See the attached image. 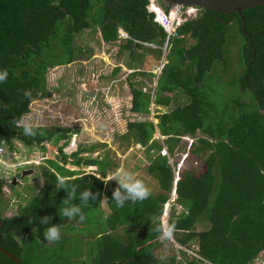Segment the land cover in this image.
I'll return each instance as SVG.
<instances>
[{
    "label": "trees",
    "instance_id": "obj_1",
    "mask_svg": "<svg viewBox=\"0 0 264 264\" xmlns=\"http://www.w3.org/2000/svg\"><path fill=\"white\" fill-rule=\"evenodd\" d=\"M149 4V0H0V71L8 73L0 82V147L13 153L20 143L29 153L36 149L47 152V144L53 141L57 146L62 136L71 132L35 126L36 135L25 136L23 126L17 125L31 113L32 103L52 97L49 71L74 63L84 53L75 47L78 35L100 30L104 42L113 44L120 40L123 29L130 36L124 49L133 62L140 65L136 56L142 57V50L163 58L169 34L155 21ZM165 10L170 18H176L175 6ZM163 16L172 28L173 22L164 12ZM239 37L243 43L238 68L242 71L235 73L232 86L239 87L240 99L234 97L232 104L216 107L215 87L222 74L230 72ZM187 39L193 42L190 46ZM169 47L168 62L154 95L152 90L146 92L131 84L132 112L149 116L152 104L170 108L173 96L179 93L188 104L158 115L157 125L148 119L130 122L127 137L146 148L151 162L147 173L158 181L162 192L151 191L142 202L128 201L118 207L105 180L68 168L95 167L105 179L109 178L108 164L84 157L85 150L69 156L59 148L58 158L45 160L41 168L45 185L40 192L16 217L3 220L0 264L51 263V251L61 246L45 240L44 229L50 225L41 224L43 217L51 224H60V230L72 228L92 240L81 236L74 250L83 246L87 254L81 249L72 258L76 262L67 257V264H176V255L168 258L157 254L165 244L160 243L157 227L163 225L176 178L170 159L161 152L166 146L174 157L182 137L196 138L198 133L202 137L196 138L191 155L204 160L205 170L200 175L183 172L178 183V203L186 210L175 214L170 224L175 225L179 243L195 244L199 255L214 264H253L264 253V6L246 10L243 16L202 10L201 16L177 30ZM135 73L156 77L149 72ZM246 97L249 103L244 101ZM157 131L167 138L164 144L155 140ZM60 179L76 186L77 196L84 189L95 195L86 204L79 198L72 201L81 206L83 221L60 214L67 206L63 203L67 191L60 189ZM9 183L0 177V195ZM151 217H157L158 224H152ZM199 225L208 228L199 231ZM62 239L68 247L74 242L68 236ZM190 264H199V260Z\"/></svg>",
    "mask_w": 264,
    "mask_h": 264
},
{
    "label": "rangeland",
    "instance_id": "obj_2",
    "mask_svg": "<svg viewBox=\"0 0 264 264\" xmlns=\"http://www.w3.org/2000/svg\"><path fill=\"white\" fill-rule=\"evenodd\" d=\"M159 2L165 9L162 0H159ZM177 28L175 25L172 32H175ZM120 42L108 44L104 42L100 30L86 31L75 43L83 49L84 53L78 55L74 63L56 67L49 71L47 80L48 88L53 94L52 97L32 103V111L23 119L21 125L43 126L49 129L71 130V132L64 134L65 136H62L63 139L57 146L53 141L47 144V152L36 149L33 153H29L23 145L16 143L18 154L16 155L14 151L13 153H8V156L2 157L6 163L1 166L0 177L1 180L10 182L0 195V210L4 220L16 217L20 208L26 207L30 200L35 197V191L37 190L38 192L43 187L41 169L44 166L43 160H56L60 154L59 148H64L65 153L69 156H72L78 150H85L84 157L100 159L106 162L109 170V178L106 183L107 191H115L119 187L118 181L115 179L111 180V178L118 169L123 168L131 171L136 179L142 180L154 194L162 192L158 181L147 173L146 169L151 162L148 159L146 148L135 144L127 138L129 135L128 126L130 122L145 119L157 125L159 124L156 119L158 115L171 111L178 106L188 104V99L179 93L173 96L174 103L170 108L156 107L152 104L151 115L149 116L133 113L131 84L134 83L139 88L143 87L146 92L152 90L154 95L159 79L157 74L161 71L163 65L168 62L167 55L170 47L167 52H164V57L161 59H158L155 54L146 53L144 50L140 51L142 57L136 56L141 63V69L138 72L153 73L156 75L153 78L143 75V73H135L136 71L125 69L123 63L127 60L125 58L126 49H124L126 41ZM186 42L188 46L193 43L190 39H187ZM242 43V38L239 37L233 49V65L230 72L227 75L222 74L223 79L215 87V91L218 93L215 94L216 107L223 108L226 102L232 104L235 100L234 97H239L240 89L239 87H233L232 83L234 82L235 73L242 71V69L238 68ZM118 68L121 70L116 72ZM244 101L249 103L251 100L246 97ZM160 135L161 133L157 131L155 140H159L164 144V139ZM200 137H202V134L198 133L196 138ZM189 144L190 142L184 139L176 149V154L171 157L175 164L178 162L183 164L185 160L183 154L189 152ZM24 159L34 160L32 163H35V165L27 168L20 167L23 164L18 163L23 162ZM180 167L178 169L181 175L186 171L200 175L205 170L204 160H199L193 155L183 165L182 169ZM68 168L73 171L85 172L87 175L98 173V168L77 169L71 165ZM19 173H27L29 175L20 180L16 176ZM99 177L103 178L102 175ZM103 207L106 213H109L107 202H104ZM185 210L183 207L179 213ZM173 214L174 212L171 213V216ZM207 228L208 225H199L198 230L203 231ZM60 232L61 239L56 242L61 247L51 251L52 260L50 264H67V257L72 259L79 255L81 249H83L84 253L87 250L86 247L82 248L83 246H78L74 250V245L82 239L81 236L88 241L84 232H75L72 228L64 231L60 230ZM122 234L127 236L123 230ZM64 236L74 240L73 244H70L71 247H68L64 239H62ZM163 242L164 239L161 238L160 243L162 244ZM89 246L91 249L92 245ZM161 252H164L168 258L175 255L174 247L167 242L158 250V256ZM182 253L181 251L180 254ZM83 258L86 259L87 255ZM261 260L262 258L260 257L255 264H264ZM72 261L76 262V258L72 259Z\"/></svg>",
    "mask_w": 264,
    "mask_h": 264
},
{
    "label": "clouds",
    "instance_id": "obj_3",
    "mask_svg": "<svg viewBox=\"0 0 264 264\" xmlns=\"http://www.w3.org/2000/svg\"><path fill=\"white\" fill-rule=\"evenodd\" d=\"M150 5H151V1H150L149 6H148V10H149ZM161 7H162V11L166 14L167 18L169 20H171V21L173 20L172 21L173 23L175 22L174 25H176V27H178L177 30L185 22H187L188 20H190V19H197L199 16H201L202 10H203L201 8H196V7H192V6L185 7L186 10H195V12L192 14L191 17H189L187 19L184 18V21H181V24L178 25V21H179L180 18L177 17V14H176V18L175 19L170 18L169 15L167 14L166 10L164 9V7L163 6H161ZM175 7H177V6H175ZM151 14H154L155 15V21H156L157 15L155 13H151ZM244 19H245V17H244ZM156 22L159 23L158 21H156ZM174 28H171L170 27V30L172 31ZM177 30H176V32H175L174 35H171L170 36V34L168 33L169 34L168 41L170 40V38L172 36L177 35ZM121 31H124V30L123 29L120 30V40L118 42L129 40L130 38L127 39V40H124V39L121 38ZM164 66H165V64L163 65L161 71L157 74L158 77L162 74V71L164 69ZM136 71H139V70H136ZM133 72H135V71H133ZM7 76H8V73H7L6 70L0 71V82H3L4 80H6L7 79ZM25 95H27V93H25ZM21 124H22V121L21 122H18V125L17 126H20ZM23 134L25 136H35L36 135L35 126L23 125ZM184 139L186 141L190 142V144H189L190 145V147H189L190 149H189V152L188 153L183 154V158H185L183 164H179V162H178V164L176 165L174 163V161L171 159V155L169 154V150H168L167 147H164L163 150H162V152H161L162 156L168 157L170 159V163L174 167L175 172H176L175 186H174V190H173V193H172V198L173 199L170 200L169 203L166 205V208L167 209L165 208V213H164V216L162 217L163 225H159L158 224V218L157 217H151L150 218V220L152 221V224H158L157 231L161 233V238L164 239V242L167 241V243H170L174 247V249H175V255L177 256V258H178V252L176 250L175 243H178V244H180V243H179L178 239L176 240V237L177 236L174 233V231H175V225L174 224H170V221H171L172 217L175 214L179 216L181 214V213H179L180 212V209L183 208V206H181L178 203L179 196H178V193H177V187H178V183H179V181L181 179V172H180V170L178 168L181 166L180 169H182L183 165L192 156L191 155V150H192V147L196 143V140H197L195 137H192V136L182 137V140L183 141H184ZM2 147L5 148V146H2ZM164 152H166V154H163ZM8 153L9 152L5 148V154L0 155V166H2L3 164L6 163V161L3 160L2 157L3 156H8L10 154V153L9 154ZM15 153L17 155L18 154V151H15ZM21 159H23V158H21ZM33 161L34 160L24 159L23 162L18 163V164H24L26 162H31V164H29V165H26V166L25 165H21L20 166V167L23 166L24 168H27L29 166L35 165V163H32ZM9 164H13V163H9ZM17 175H22V174L19 173V174H16V176ZM178 178H180V179H178ZM105 179H106V182H107L108 181V178L106 177ZM112 179L117 180L118 181V184H119V187H117V189L113 192V201L116 203V205L118 207H123L125 205V203L128 202V201H131L132 203H136L138 201L139 202H142V201L148 199L151 196V191L148 188V186L142 180L136 179L134 177V175L132 174L131 171L125 170L123 168L118 169L116 171V173L112 176L111 180ZM20 180H22V178ZM58 184H59L60 189H65L67 191V198L63 201V203H65L67 206L64 207L61 210L60 214L63 217H67L69 219H74V218L78 217L80 221H83L85 219V215H84V212L82 211L81 206L79 204L72 203V201L75 200V199H77V198H79V200H80L81 203L86 204L87 202L90 201V198L91 199H95L96 197L92 193L91 189H84L77 196L76 186H74V185L73 186H69L63 179H60L58 181ZM19 211H18V213H19ZM172 212H174V214L171 216V213ZM0 216L2 217V214H0ZM3 220L4 219L2 217V223H3ZM40 222L43 225H50L49 227H47V228L44 229V238H45L46 241H48L49 243H54V242H56V241H58V240L61 239V232H60V227H59L60 224H51L48 221L47 217H43L40 220ZM180 245L181 246H184L182 244H180ZM192 246H195V244H192V245H189V246H184V247H192ZM198 254H199V251H198ZM260 257L262 258L261 262L264 263V253H262L257 259H259ZM194 259H196V258H194ZM194 259L191 258L189 260V263L188 264H190V262L193 261ZM256 260L254 261L253 264H255ZM176 264H177V262H176Z\"/></svg>",
    "mask_w": 264,
    "mask_h": 264
},
{
    "label": "water",
    "instance_id": "obj_4",
    "mask_svg": "<svg viewBox=\"0 0 264 264\" xmlns=\"http://www.w3.org/2000/svg\"><path fill=\"white\" fill-rule=\"evenodd\" d=\"M162 2L165 6H192L196 8H201L206 11L226 14L230 16H233L234 12H237L238 14L243 16L244 11L246 10L264 6V0H162ZM27 175L29 174L24 173L22 175H17V179H21ZM2 225V217L0 216V228L2 227ZM16 260L19 262L18 259Z\"/></svg>",
    "mask_w": 264,
    "mask_h": 264
},
{
    "label": "built area",
    "instance_id": "obj_5",
    "mask_svg": "<svg viewBox=\"0 0 264 264\" xmlns=\"http://www.w3.org/2000/svg\"><path fill=\"white\" fill-rule=\"evenodd\" d=\"M150 1H151V5L149 7V11L151 13H155L157 15L156 21H158L166 29V31L170 34V36L174 35L176 30H175V32H172L168 26L164 25L160 21V14L163 11H162V7L160 5L159 0H150ZM153 7L157 8V9L153 10ZM176 10H177V17L180 18L179 21H178V25L181 24V21H184V18L187 19V18L191 17L192 14L195 12V10H186L185 7H180V6H177ZM121 38L124 39V40H127L130 37L124 31H121ZM150 46L151 47H155L154 45H150ZM163 50L166 51V52L169 50V41L166 42V44L163 47ZM3 154H5V148L1 146L0 147V155H3ZM163 154H166V152H164ZM29 164H31V162H26L23 165L26 166V165H29ZM197 164H199V163H197ZM175 247H176V250L178 252L177 264H188L189 260L191 258L192 259L196 258L197 260H199V264H214V263L210 262L209 260H206V259L202 258L198 254V248L196 246L184 247V246H181L178 243H175ZM181 251L183 252L182 254H180Z\"/></svg>",
    "mask_w": 264,
    "mask_h": 264
},
{
    "label": "crops",
    "instance_id": "obj_6",
    "mask_svg": "<svg viewBox=\"0 0 264 264\" xmlns=\"http://www.w3.org/2000/svg\"><path fill=\"white\" fill-rule=\"evenodd\" d=\"M163 18H164V16H163V13H162V18H160V21H162L163 20ZM121 43V42H120ZM126 52V54H125V58L127 59V60H125L124 61V66H125V69L126 70H130V71H135V70H133V68L135 69H139L140 70V66H141V63H140V65L139 64H136L135 62H133L132 61V57L130 56V53H129V51H125ZM135 63V64H134ZM160 132V131H159ZM161 137H163L162 135H160ZM162 139H164V140H166L167 138L166 137H163ZM44 158V157H43ZM45 160H48V159H44L43 160V164L45 163ZM91 168H95V167H91ZM94 175H96V176H100V175H98V173H96V174H94ZM42 177H43V175H42ZM100 178V177H99ZM100 179H103V180H105L104 178H100ZM43 186L45 185V179H44V177H43V184H42ZM42 188H40V190H41ZM40 190L37 192V190L35 191L36 192V194H38L39 192H40ZM159 256H165V253L163 252H161L160 253V255ZM165 258V257H164Z\"/></svg>",
    "mask_w": 264,
    "mask_h": 264
},
{
    "label": "bare ground",
    "instance_id": "obj_7",
    "mask_svg": "<svg viewBox=\"0 0 264 264\" xmlns=\"http://www.w3.org/2000/svg\"><path fill=\"white\" fill-rule=\"evenodd\" d=\"M157 8H155V7H153V10H156ZM177 11V10H176ZM163 13V12H162ZM162 13L160 14V18H162ZM164 25H166V26H168L167 24H166V22H165V19L163 18V20L161 21ZM175 27V25H173V27L172 28H174ZM170 207V206H169Z\"/></svg>",
    "mask_w": 264,
    "mask_h": 264
},
{
    "label": "flooded vegetation",
    "instance_id": "obj_8",
    "mask_svg": "<svg viewBox=\"0 0 264 264\" xmlns=\"http://www.w3.org/2000/svg\"><path fill=\"white\" fill-rule=\"evenodd\" d=\"M81 35H78V37L76 38V40H78V38L80 37ZM76 43V41H75ZM75 47H78L77 44H75ZM78 48H81V47H78ZM76 61V60H75Z\"/></svg>",
    "mask_w": 264,
    "mask_h": 264
}]
</instances>
